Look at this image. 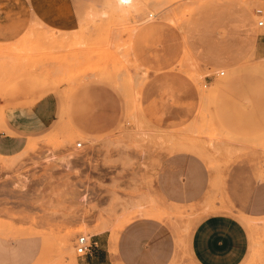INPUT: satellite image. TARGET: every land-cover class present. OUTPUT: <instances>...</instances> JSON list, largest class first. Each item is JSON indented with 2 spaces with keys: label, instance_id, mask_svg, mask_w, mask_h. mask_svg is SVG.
I'll list each match as a JSON object with an SVG mask.
<instances>
[{
  "label": "rangeland",
  "instance_id": "rangeland-1",
  "mask_svg": "<svg viewBox=\"0 0 264 264\" xmlns=\"http://www.w3.org/2000/svg\"><path fill=\"white\" fill-rule=\"evenodd\" d=\"M122 1L85 0L74 32L33 22L18 40L0 43L14 47L0 61L4 122L21 104L33 108L47 95L55 110L49 130L29 136L19 156L0 154V264H81L79 237L94 242L106 233L115 252L131 226L146 222L163 228L153 232L169 238L158 241L161 247L174 245L169 264H200L191 240L216 216L230 220L213 231L230 234L232 260L245 248L240 264H264V90L257 89L264 84V28L255 14L264 0ZM158 22L176 34L138 35ZM249 29L255 38L246 37ZM141 54L159 69L142 63ZM215 86L243 107L201 95ZM29 140L35 148L27 152ZM67 155L75 157L70 171L59 163ZM201 178L204 191L195 197L191 189Z\"/></svg>",
  "mask_w": 264,
  "mask_h": 264
},
{
  "label": "crops",
  "instance_id": "crops-1",
  "mask_svg": "<svg viewBox=\"0 0 264 264\" xmlns=\"http://www.w3.org/2000/svg\"><path fill=\"white\" fill-rule=\"evenodd\" d=\"M84 6L85 0H0V43H11L18 40L26 33L33 22L43 25L46 29L74 32L80 28ZM151 31L156 32L159 38L162 39L167 36L173 37L176 34L175 30L158 22L144 27L138 35ZM250 36L256 37L254 29L248 30L246 37ZM141 48L143 49L142 46ZM144 58V55L141 54L142 63L147 62ZM146 65L153 66L151 67L152 70H157L160 67L159 62L149 64L148 61ZM152 77L155 78V76ZM213 89L214 94L212 99H209L210 101L213 100L215 95L219 94L220 103L224 102L238 105L240 108L243 107V104H239L235 99L232 100L231 96H227L226 92H222L220 87L215 86ZM257 89L264 90V84L260 82ZM237 93L241 95V91ZM19 107L22 108L10 115L5 120L6 123L3 120V111V115L0 116L2 118L0 127L10 132V135L5 132L0 134V154L2 155H15L21 152L29 136L35 132L49 130L55 120V110H51L52 107L54 108L53 99L48 95L33 108L25 105ZM65 108L63 105L62 116ZM242 113L239 114L240 117L244 116ZM246 116L251 117L249 114ZM105 127H109V125ZM203 191L201 178L199 181L196 180L191 193L195 197H199ZM255 193L257 194V192ZM229 222L230 220L226 217L216 216L205 219L200 223L191 240V252L196 261L200 264H240L245 256V248H243L241 256L232 260L231 256L233 255L229 253L230 234L228 232L224 234L221 230H219L221 232L213 231V227L218 228L217 226ZM235 225H240V223ZM159 229L163 228L153 222H146L141 226H131L123 234L115 252L110 249V240L105 239L106 233L97 234V240L94 241L95 247L90 254L82 259L81 264H169L174 256V245H172V242H170L171 247H161L159 245L158 241L169 240V238H156L157 235L153 232ZM146 236H149V238L146 239ZM244 236L243 233L245 242Z\"/></svg>",
  "mask_w": 264,
  "mask_h": 264
},
{
  "label": "bare ground",
  "instance_id": "bare-ground-1",
  "mask_svg": "<svg viewBox=\"0 0 264 264\" xmlns=\"http://www.w3.org/2000/svg\"><path fill=\"white\" fill-rule=\"evenodd\" d=\"M108 1H109V0H108ZM120 1H122V0H120ZM149 1H150V0H149ZM161 1H162V0H161ZM164 1H165V0L162 1L163 5H164ZM173 1H174V0H173ZM206 1H207V0H206ZM122 2H124V1H122ZM126 2H127V3H126V6H127V4L130 3V2H129V0L126 1ZM144 2H145V1H144ZM146 2H147V1H146ZM152 2H153V1H152ZM180 2H182V1H180ZM108 3H109V2H108ZM150 3H151V2H149V4H150ZM158 3H159V2H157V7L160 9ZM165 3H167V1H166ZM109 4H110V3H109ZM121 4H122V3H121ZM140 4H141V3H140ZM140 4H138L139 7H140ZM154 4H156V3H154ZM128 5H129V4H128ZM130 5H131V4H130ZM130 5H129V6H130ZM166 5H167V4H166ZM166 5H165V6H166ZM168 5H169V4H168ZM113 6H114V5H113ZM131 6H132V5H131ZM133 6L137 9V7H136L135 5H133ZM149 6H151V5H149ZM165 6H164V7H165ZM189 6H190V5H189ZM134 7H133V8H134ZM157 7H156V8H157ZM177 7H178V6H177ZM109 8H110V7H109ZM144 8H145V7H144ZM146 8H147V7H146ZM172 8H173V7H172ZM193 8H194V7H193ZM120 9H121V8H120ZM162 9H163V8H162ZM133 10H134V9H133ZM138 10H140V9H137V12H138ZM160 10H161V9H160ZM160 10H159V12H161V14H162L163 12L160 11ZM120 11H121V10H120ZM156 11H157V9H156ZM173 12H174V11H173ZM90 13H91V12H90ZM97 13H98V12H97ZM152 13H153V12H152ZM156 13H158V12H156ZM167 13H168V12H167ZM164 14H165V13H164ZM127 15H128V14H127ZM159 15H160V14H159ZM174 15H175V14H174ZM93 16H94V15H93ZM150 16L153 17L154 15H150ZM162 16L164 17V15H162ZM162 16H161V17H162ZM161 17H160V18H161ZM87 18H88V17H87ZM94 18H95V17H93V19H94ZM164 18H165V17H164ZM168 18H169V17H168ZM174 18H175V16H174ZM148 19H149V18H148ZM161 19H163V18H161ZM169 19H172V17H170ZM176 19H177V18H176ZM176 19H175V20H176ZM172 20H173V19H172ZM177 20H178V19H177ZM95 21H96V19H95ZM143 21H144V20H143ZM148 21H149V20H148ZM184 21H185V20H184ZM173 22H174V21H173ZM92 23H94L93 20H92ZM176 23H177V21H176ZM140 25H141V24H140ZM176 25H177V24H176ZM42 26H43V25H42ZM177 26H178V25H177ZM179 26H180V25H179ZM32 27H33V26H32ZM39 27H40V26H39ZM81 27H82V26H81ZM180 27H181V26H180ZM34 28H35V26H34ZM130 28H131V27H130ZM130 28H129V29H130ZM139 28H140V27H139ZM139 28H138V29H139ZM182 28H183V27H182ZM32 29H33V28H32ZM129 29H127V30H129ZM52 30H53V29H52ZM181 30H182V29H181ZM31 31H32V30H31ZM31 31H30V32H31ZM54 31H55V30H54ZM54 31H53V32H54ZM81 31H82V30H81ZM129 31H130V30H129ZM129 31H128V32H129ZM56 32H57V31H56ZM79 32H80V31H79ZM135 32H137V31H136V30H133L132 33L129 34V36H127L128 39H129V42H131V39H132L133 35H135V34H134ZM32 33H33V31H32ZM54 33H55V32H54ZM60 33H61V32H60ZM60 33H58V34H60ZM69 34H70V33H69ZM71 34H72V33H71ZM118 34H119V33H118ZM27 36H29V35H27ZM33 36H34V35H33ZM31 37H32V36H31ZM117 37H119V36L117 35ZM117 37H116V39L120 40V38H121V40H122V37H120V38H117ZM28 38H29V37H28ZM28 38L25 37V39H28ZM33 38H34V37H33ZM46 38L48 39L49 36L46 37ZM51 38H52V37H51ZM66 38H67V36H66ZM133 38H134V37H133ZM23 40H24V39H23ZM23 40H22V41H23ZM45 40H46V39H45ZM124 41H126V38H125ZM20 42H21V41H20ZM24 42H25V41H24ZM47 42H49V39H48ZM28 43H30L29 40H28ZM17 44H18V43H17ZM20 44H21V43H20ZM20 44H18V45H20ZM26 44H27V43H26ZM51 44H54V45H55L56 42L52 40V41H51ZM110 44H111V43H110ZM123 44H124V43H123ZM113 45H115V44H113ZM120 45H121V42H120ZM10 47H12V45H11V46H8V49H10ZM21 47H22V46H21ZM114 47H115V46H114ZM12 48H14V47H12ZM12 48H11V49H12ZM22 48H23V47H22ZM22 48H20V49H22ZM24 48H26V47H24ZM107 48H109V47H107ZM115 48L117 49V46H116ZM8 49H5V46H4V48H3V46L0 45V61H3V60L7 61V60H8L7 58H8L9 55H10V51H13V52H14V49H12V50H10V51H9ZM15 49H17V48H15ZM23 51H24V49H23ZM28 51H29V53L32 52V51L30 52V50H28ZM101 51H102V50H101ZM15 52H17V50H15ZM18 52L22 53L21 51H18ZM117 52H119V51H117ZM23 53H28V52H27V49H25V52H23ZM104 53H105V52H104ZM127 53H128V51H127ZM130 53H131V52H130ZM95 55H96V54H95ZM126 55H128V57H130V56H129V53L126 54ZM30 57H31V56H30ZM30 57H29V59H30ZM93 57H94V55H93ZM131 57H132V55H131ZM187 57H188V55H187ZM95 58L99 60V57H98V58L95 57ZM103 58H105V57H103ZM184 58H185V56H184ZM188 58H189V57H188ZM21 59H22V58H21ZM21 59H20V60H21ZM54 59H55V58H54ZM96 59H95V60H96ZM105 59H106V58H105ZM130 59H131V58H130ZM25 60H26V58H25ZM101 60H102V62H103L104 59L101 58ZM21 61H24V60H21ZM52 61L55 63L56 60H51V63L53 64ZM130 61H131V60H130ZM188 61H189V60H188ZM192 61H193V60H192ZM9 62H10V60H9ZM27 62L29 63L28 60H27ZM49 62H50V61H49ZM57 62H58V61H57ZM98 62H99V61H98ZM102 62H101V63H102ZM120 62H121V61H120ZM194 62H195V61H194ZM5 63H6V62H5ZM5 63L3 64V67H4ZM43 63H44V62H43ZM58 63H59V62H58ZM58 63H56V64H58ZM62 63H63V62H62ZM48 64H49V63H48ZM191 64H192V66L194 65L193 62H190V65H191ZM45 65H47V64H45ZM111 65H114V64H111ZM133 65H134V64H133ZM40 66H41V65H40ZM53 66H54V64H53ZM102 66H103V65H102ZM5 67H6V65H5ZM24 67H25V66H24ZM27 67H30V65L27 64ZM31 68H32V67H31ZM36 68H37V67H36ZM45 68H46V67H45ZM89 68H90V67H89ZM109 68H111V67L109 66ZM0 69H1V68H0ZM40 69H41V68H40ZM42 69H43V67H42ZM94 69H95V67H94ZM97 69H98V68H97ZM97 69H96V70H97ZM194 69H195V68H194ZM18 70H19V69H18ZM110 70H111V69H110ZM112 70H113V68H112ZM26 71H28V70H26ZM26 71H25V72H26ZM34 71H35V70H34ZM8 72H9V71H8ZM11 72H13V71H11ZM11 72H9V73H10V76H11ZM53 72H54V70H53ZM13 73H14V72H13ZM18 73H19V72H18ZM23 73H24V72H23ZM23 73H20V75L23 74ZM39 74H40V73H38V75H37L38 77H37V78H41V77H39V76H40ZM64 74H65V73H64ZM112 74H113V73H112ZM15 75H16V74H15ZM20 75H19V76H20ZM35 75H36V74H35ZM42 75H43V74H42ZM42 75H41V76H42ZM94 75H95V74H94ZM110 75H111V74H110ZM118 75H119V72H118ZM8 76H9V74H8ZM16 76H17V75H16ZM16 76H14V74H13L12 77L14 78V77H16ZM49 76H50V75H49ZM67 76H69V75L67 74ZM92 76H93V75H91V77H92ZM120 76H121V75H120ZM23 77H24V76H23ZM42 77H43V78H42V81H43V79H45L46 76H42ZM91 77H90V78H91ZM96 77H97V73H96ZM98 77H99V76H98ZM98 77H97V78H98ZM117 77H119V76H117ZM200 77H201V76H200ZM9 78H10V77H8V80H7V81H9ZM16 78H17V77H16ZM18 78H20V77H18ZM24 78H26V77H24ZM49 78H50V77H49ZM49 78H48V79H49ZM92 78H93V77H92ZM99 78H100V77H99ZM101 78L103 79L104 77H101ZM101 78H100V79H101ZM87 79H88V78H87ZM104 79H105V78H104ZM116 79H117V78H116ZM119 79H121V78H119ZM16 80H17V79H16ZM66 80H67V79H66ZM110 80H112V78H111ZM196 80H197V79H196ZM7 81H6V82H7ZM36 81H37V79H36ZM36 81H35V82H36ZM44 81H45V80H44ZM46 81H47V80H46ZM117 81H118V80H117ZM197 81H198V80H197ZM6 82H5V83H6ZM12 82H13V81H12ZM17 82H18V81H17ZM37 82H38V81H37ZM51 82H53V81H50V83H51ZM65 82H67V81H65ZM113 82H114V81H113ZM119 82H120V81H119ZM123 82H124V81H123ZM201 82H202V81H201ZM0 83H1V82H0ZM7 83H8V82H7ZM38 83L40 84L41 82H38ZM67 83H68V82H67ZM120 83H122V82H120ZM2 84H4V83H2ZM52 84L54 85V87H55V85H57V84H55V83H51V85H52ZM62 84H63V83H62ZM200 84H201V83H200ZM4 85H6V84H4ZM9 85H11V83H10ZM53 85H52V86H53ZM65 85H66V84H65ZM115 85H116V83H115ZM0 86H1V84H0ZM138 86H139V85H138ZM2 87H3V85H2ZM4 87H6V86H4ZM10 87H11V86H10ZM117 87H118V86H117ZM119 87H122V85L120 84ZM139 87H140V86H139ZM60 88H61V87H60ZM64 88H65V87H64ZM122 88H124V87H122ZM131 88H132V87H131ZM201 88H202V87H201ZM4 89H5V88H4ZM4 89H3V90H4ZM134 89H135V88H134ZM70 90H73V89H70ZM132 90H133V89H132ZM134 91H135V90H134ZM0 92H1V91H0ZM9 92H10V91H9ZM70 92H71V91H70ZM1 93H2V92H1ZM11 93H12V92H11ZM42 94L44 95V93H42ZM124 94H125V93H124ZM204 94H205V96H206L207 99H212L213 94H214V89H210V90H208V91H205V90H204V91L202 92V95H204ZM138 95H139V93H138ZM0 96H1V95H0ZM6 96H7V95H6ZM68 98H69V97H68ZM130 99H131V98H130ZM132 99H133V98H132ZM203 99H205V97H204ZM207 99H206V100H207ZM127 101H128V100H127ZM133 101H134V100H133ZM30 103H31V105H33L34 102H30ZM127 103H128V102H127ZM137 103H138V102H136V104H137ZM203 103H204V102H203ZM23 105H24V104H21L20 106H23ZM137 105H138V104H137ZM27 106H28V105H27ZM133 106H135V105H133ZM65 109H66V108H65ZM128 109H130V108H128ZM201 109H202V108H201ZM131 110H132V109H131ZM201 111H202V110H201ZM131 112H132V111H131ZM131 112H128V113L131 114ZM139 113H140V112H139ZM64 114H65V111H64ZM132 114H133V116H134V108H133V112H132ZM135 114H136V111H135ZM1 115H3V112L0 114V116H1ZM138 118H139V117H138ZM129 119H130V118H129ZM198 120H199V119H198ZM140 121H141V120H140ZM141 122H142V121H141ZM143 122L145 123V121H143ZM192 125H193V124H192ZM144 126H145V125H144ZM154 128H155V127H154ZM154 128H153V129H154ZM191 128H192V127H191ZM191 128H189V129H191ZM195 128H196V127H195ZM151 129H152V127H151ZM153 129H152V130H153ZM186 129H187V127H186ZM183 130H184V129H183ZM183 130H182V131H183ZM194 130H196V129H194ZM156 131H157V130H156ZM158 131H159V130H158ZM161 131H162V130H161ZM185 131H186V130H185ZM189 131H190V130H189ZM189 131H187V132H189ZM196 131H197V130H196ZM196 131H195L194 133H196ZM178 132H179V131H178ZM183 132H184V131H183ZM142 133H143V132H142ZM159 133H161V132H159ZM172 133H173V132H172ZM194 133H193V135H195ZM54 134H55V133H54ZM143 134H144V133H143ZM144 135H146V134H144ZM147 137H148V136H147ZM149 137L151 138L150 135H149ZM158 137H159V136H158ZM171 138H172V136H171ZM171 138H170V139H171ZM157 139H158V138H157ZM157 139H156V140H157ZM152 140H153V139H152ZM162 140H163V139H162ZM179 141H180V140H179ZM183 141H184V140H183ZM187 141H189V140H187ZM191 141H192V140H191ZM34 142H35V141H34ZM36 142H37V141H36ZM158 142H160V141H158ZM173 142H174V141H173ZM194 142H195V141H194ZM161 143H164V142L161 141ZM169 143H171V142H169ZM223 143H224V142H223ZM78 144H79V143H77V146H78ZM159 144H160V143H159ZM166 144H168V143H166ZM225 144H226V143H225ZM225 144H224V145H225ZM156 145H157V144H156ZM162 145H163V144H162ZM162 145H161V146H162ZM164 145H165V144H164ZM226 145H227V144H226ZM245 146H246V145H245ZM225 147H226V146H225ZM229 147H230V146H229ZM229 147H228V149H229ZM231 147H232V146H231ZM233 147H234V146H233ZM34 148H35V145H34V143H33L32 140H31L30 143H29V145L27 146V152H28L29 150H32V151H33ZM237 148H238V147H237ZM239 148H240V147H239ZM70 149H72V148L70 147ZM225 149H226V148H225ZM234 149H235V148H234ZM245 149H246V148H245ZM237 150L239 151V149H237ZM237 150H236V151H237ZM242 150H244V149L242 148ZM227 151H228V150H227ZM227 151H226V152H227ZM236 151L233 152V154L236 153ZM240 151H241V150H240ZM230 152H231V151H230ZM230 152L228 151V153L232 155V153H230ZM37 153H38V152H37ZM237 153H238V152H237ZM27 155H29V154H27ZM18 156H19V155H18ZM30 156H31V155H30ZM23 157H24V156H23ZM27 157H28V156H27ZM44 157H45V155H44ZM32 158H33V157H32ZM50 158H51V157H50ZM57 158H58V157H57ZM74 158H75V157H72L71 155H67V156L63 157L62 159H60V160H59V163L61 164V166H62L64 169L70 171V170H73V167L75 166V165H74V163H75V162H74V160H75ZM48 159H49V158H48ZM48 159H47V160H48ZM55 159H56V158H55ZM52 160H53V159H52ZM81 160H82V159H81ZM53 161H54V160H53ZM23 162H24V161H22V163H23ZM55 162H56V161H55ZM59 163H58V164H59ZM77 163H78V162H77ZM77 163H76V164H77ZM78 164H79V163H78ZM16 167H17V166H16ZM54 168H55V167H54ZM99 171H100V170H99ZM27 178H28V177H27ZM137 208H139V206H138ZM220 209H221V208H220ZM220 209H219V210H220ZM138 210H140V209H138ZM145 210H146V209H145ZM162 210H163V209H162ZM206 210H207V209H206ZM215 210H218V209H215ZM221 210H222V209H221ZM158 212H159V211H158ZM165 212H166V211H165ZM199 212H201V211H199ZM150 213H151V212H150ZM167 213H168V212H167ZM196 213H197V212H196ZM153 214H155V213H153ZM158 214H159V213H158ZM158 214H156V215H158ZM160 214H162V213H160ZM160 214H159V215H160ZM165 214H166V213H165ZM165 214H164V215H165ZM171 214H172V213H171ZM188 215H190V214H188ZM194 215H195V214H194ZM194 215H193V216H194ZM148 217H151V216H148ZM155 217H156V216H155ZM141 218H142V217H141ZM154 219H155V218H154ZM124 220H125V219H124ZM133 220H134V219H133ZM125 221H126V220H125ZM123 222H124V221H123ZM123 222H120V224H122ZM255 222H256V221H255ZM120 224L117 225V226H120ZM246 224H247V223H246ZM248 224H249V223H248ZM248 224H247V225H248ZM250 224H251V223H250ZM103 225L105 226L106 224H103ZM126 225H127V224H126ZM248 226H249V225H248ZM248 226H247V227H248ZM105 227L107 228V226H105ZM105 227H104L103 229H105ZM106 230H107V229H106ZM106 230H103V231H106ZM187 230H188V229H187ZM1 231H2V230H1ZM103 231H102V232H103ZM0 233H1V232H0ZM8 233H9V232H8ZM10 233H11V231H10ZM111 234H112V233H111ZM8 235H9V234H7V236H8ZM13 235H14V234H13ZM117 235H118V234H114V236H113L115 241L118 239ZM19 236H21V235H19ZM36 236H37V235H36ZM88 237L90 238L89 235H87V238H88ZM89 238H88V239H89ZM111 239H112V238H111ZM252 253H253V252H252ZM252 253H251V255H252ZM252 256H253V255H252ZM247 258H248V257H247ZM249 264H250V263H249Z\"/></svg>",
  "mask_w": 264,
  "mask_h": 264
},
{
  "label": "built area",
  "instance_id": "built-area-1",
  "mask_svg": "<svg viewBox=\"0 0 264 264\" xmlns=\"http://www.w3.org/2000/svg\"><path fill=\"white\" fill-rule=\"evenodd\" d=\"M255 14L258 18L257 27L260 29L264 28V9L262 8L257 9ZM221 75L223 76L224 73L222 72ZM82 146L83 144L79 143L77 147L81 148ZM76 245H77L76 251L78 256L80 257L87 256L95 247V243L92 242L91 238L88 239L86 236L79 237L77 239Z\"/></svg>",
  "mask_w": 264,
  "mask_h": 264
}]
</instances>
